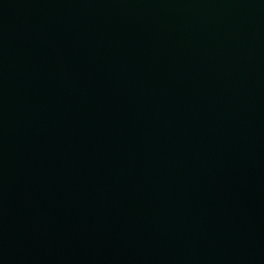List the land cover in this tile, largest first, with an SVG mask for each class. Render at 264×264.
Instances as JSON below:
<instances>
[{
  "label": "water",
  "instance_id": "obj_1",
  "mask_svg": "<svg viewBox=\"0 0 264 264\" xmlns=\"http://www.w3.org/2000/svg\"><path fill=\"white\" fill-rule=\"evenodd\" d=\"M0 264H264V0H0Z\"/></svg>",
  "mask_w": 264,
  "mask_h": 264
}]
</instances>
